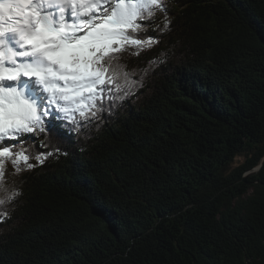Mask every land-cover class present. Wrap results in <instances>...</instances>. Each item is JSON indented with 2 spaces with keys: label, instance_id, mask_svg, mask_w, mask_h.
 <instances>
[{
  "label": "trees",
  "instance_id": "16d2710c",
  "mask_svg": "<svg viewBox=\"0 0 264 264\" xmlns=\"http://www.w3.org/2000/svg\"><path fill=\"white\" fill-rule=\"evenodd\" d=\"M164 2L118 61L134 95L13 148L0 264H264V0Z\"/></svg>",
  "mask_w": 264,
  "mask_h": 264
},
{
  "label": "snow or ice",
  "instance_id": "6c2138e0",
  "mask_svg": "<svg viewBox=\"0 0 264 264\" xmlns=\"http://www.w3.org/2000/svg\"><path fill=\"white\" fill-rule=\"evenodd\" d=\"M158 11L163 33L170 28L164 0H0V224L11 218L4 206L21 195L6 186L5 162L16 174L21 162L35 166L26 149L13 148L28 134L88 127L134 95L142 83L118 61L159 43L139 35Z\"/></svg>",
  "mask_w": 264,
  "mask_h": 264
},
{
  "label": "water",
  "instance_id": "95a60500",
  "mask_svg": "<svg viewBox=\"0 0 264 264\" xmlns=\"http://www.w3.org/2000/svg\"><path fill=\"white\" fill-rule=\"evenodd\" d=\"M263 166H264V159H263V163L261 164V166L257 167L254 171L256 172V171L260 170ZM244 181H245V179H244Z\"/></svg>",
  "mask_w": 264,
  "mask_h": 264
},
{
  "label": "rangeland",
  "instance_id": "374dc122",
  "mask_svg": "<svg viewBox=\"0 0 264 264\" xmlns=\"http://www.w3.org/2000/svg\"><path fill=\"white\" fill-rule=\"evenodd\" d=\"M30 135H32V134H30Z\"/></svg>",
  "mask_w": 264,
  "mask_h": 264
}]
</instances>
